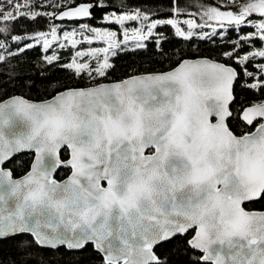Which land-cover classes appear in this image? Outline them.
Segmentation results:
<instances>
[{
	"label": "snow or ice",
	"instance_id": "obj_1",
	"mask_svg": "<svg viewBox=\"0 0 264 264\" xmlns=\"http://www.w3.org/2000/svg\"><path fill=\"white\" fill-rule=\"evenodd\" d=\"M180 5L154 17L123 0H0V66L39 46L41 72L59 64L86 81L35 101L6 86L30 78L0 81V242L23 257L11 264H50L42 253L61 248L91 249L96 264H171L157 249L177 237L183 264H264V0H208L190 16ZM94 9L119 29L55 23L95 20ZM161 28L189 47L219 37L223 50L173 61ZM149 43L168 70L110 79L116 58ZM237 83L254 102L237 109L234 131ZM25 151L31 167L14 178L7 165Z\"/></svg>",
	"mask_w": 264,
	"mask_h": 264
},
{
	"label": "trees",
	"instance_id": "obj_2",
	"mask_svg": "<svg viewBox=\"0 0 264 264\" xmlns=\"http://www.w3.org/2000/svg\"><path fill=\"white\" fill-rule=\"evenodd\" d=\"M124 4L130 5L132 9L140 7L142 10L149 12L150 15L154 17H164L170 11L168 7V0H123ZM208 0H181V7L187 9L188 15L195 14V5L199 3H206ZM117 7H120V0H114ZM192 5V7H189ZM50 10V9H49ZM111 11V9H110ZM93 14L96 17L95 20L82 19L81 21H56L60 28L65 31H70L73 28H78L80 22L90 23L92 26L96 27H110L111 30L116 31L119 29L118 25H106L101 21V13L99 10H93ZM188 18L182 16L181 19ZM199 17L197 16V19ZM19 24L21 26L27 25L29 29H41L47 30V25L42 21L36 24H30L26 20H20ZM160 31L164 32L168 36L167 42L164 43L163 48L166 55L171 56L172 60H176L181 56L184 58H194V57H209L216 58L218 53L223 50V42L219 37L216 38L215 43L210 42H200L193 40L191 46L181 41L179 38L172 36L171 31L166 28H161ZM247 31V30H246ZM30 34V33H28ZM62 35V33H61ZM229 36H234V33H228ZM93 46H101L99 43H94ZM79 47V46H78ZM87 47V45H85ZM54 50L58 51L61 59L60 63L69 62L72 53L68 50H60L57 45L54 44ZM247 50V48L245 49ZM51 54V51L48 53ZM243 54V53H242ZM42 55L40 47H36L32 50L27 51L25 54L19 57V60H11L9 64L0 66V73H5L6 75L0 76V81L7 80L12 76H23L30 79L24 80H12L7 83V88L12 94L24 95L25 97L33 100H40L48 98V94L53 92L55 89L61 86H84L86 84L85 80H77L71 78V74L62 70L59 64L48 67L46 71L41 72L43 66L40 61V56ZM116 65V70L111 74L110 79H120L125 75L132 72H159L166 71L172 65L165 56L157 54L152 43H149L148 49L146 51H140L136 54L120 55L114 61ZM251 67V66H250ZM15 69V72L12 71ZM41 73V75H37ZM47 77V79H44ZM34 80V86L29 90L22 85L29 83ZM235 102L231 105L234 112V117L229 119L228 123L232 126L233 130L236 131L237 120L235 118V112L238 108L247 106L249 103L254 102L253 93L243 90L239 83L235 86ZM61 158H67V151H61ZM33 158L32 153H22L14 157L11 164L7 167L12 168L15 177L24 174L31 164ZM68 169H59L55 177L57 179H62L68 174ZM252 207V205H248ZM260 207V205H256ZM20 240H27L30 237L22 236L18 237ZM184 247L181 238L177 237L167 243L162 244L157 252L162 256H167L171 264H183V253L182 248ZM179 253V255H178ZM42 258L45 261L50 262V264H96V257L92 254L91 249H85L83 251H66L61 248L58 252L44 251L42 253ZM23 259L19 255L16 241L5 240L0 242V261L3 264H11L12 261H17Z\"/></svg>",
	"mask_w": 264,
	"mask_h": 264
},
{
	"label": "water",
	"instance_id": "obj_3",
	"mask_svg": "<svg viewBox=\"0 0 264 264\" xmlns=\"http://www.w3.org/2000/svg\"><path fill=\"white\" fill-rule=\"evenodd\" d=\"M195 58H197V57H194V58H188V59H195ZM208 58H209V57H208ZM31 100H33V99H31ZM34 101H35V100H34ZM26 152H28V151H25V152H22V153H26ZM22 153H19V154H22ZM28 153H32V152H28ZM19 154H17V155H19ZM32 154H33V158H32V161H33V159H34V153H32ZM17 155H16V156H17ZM66 159H67V158H66ZM32 161H31V163H32ZM30 167H31V164H30V166H29V169H30ZM61 168H63V169H68V168H65V167H60L59 169H61ZM29 169H28V170H29ZM59 169H58V170H59ZM28 170H27V171H28ZM58 170L54 173V175H56V173L58 172ZM68 170H69L68 174H70V169H68ZM27 171H26V172H27ZM26 172H25V173H26ZM25 173H24V174H25ZM24 174H22V175H20V176H17V177L14 176V178H19V177L23 176ZM68 174H67V175H68ZM67 175L64 176L62 179H57L56 177H55V178H56L57 180H63V179H66Z\"/></svg>",
	"mask_w": 264,
	"mask_h": 264
}]
</instances>
